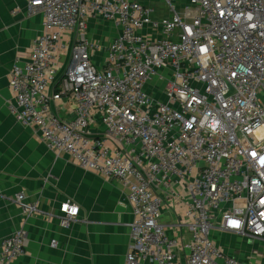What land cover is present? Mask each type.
Here are the masks:
<instances>
[{
	"label": "built area",
	"instance_id": "obj_1",
	"mask_svg": "<svg viewBox=\"0 0 264 264\" xmlns=\"http://www.w3.org/2000/svg\"><path fill=\"white\" fill-rule=\"evenodd\" d=\"M28 7L43 14V29L29 60L10 70V113L53 151L127 189L125 264H249L227 255L212 232L264 240V0ZM90 19L113 24L116 35L106 45L91 38ZM64 102L70 118L59 113ZM25 199L16 196L23 211H36ZM167 201L186 205L179 236L161 222ZM60 211L64 227L79 215L71 198ZM27 238L24 228L6 237L0 264L25 254ZM180 249H188L183 260Z\"/></svg>",
	"mask_w": 264,
	"mask_h": 264
},
{
	"label": "crops",
	"instance_id": "obj_2",
	"mask_svg": "<svg viewBox=\"0 0 264 264\" xmlns=\"http://www.w3.org/2000/svg\"><path fill=\"white\" fill-rule=\"evenodd\" d=\"M88 27H95V21L90 19ZM42 29L43 14H31L28 0H0V246L6 237L24 228L28 233L26 252L12 264H125L133 220L127 189L117 180L81 168L69 154L53 151L39 138L36 127L21 125L10 113V70L15 62L29 60L31 46ZM68 57L60 62L63 69ZM59 113L70 118V105L64 102ZM90 130L101 133L99 123ZM19 192L25 193L26 202L37 206L36 211H23L16 202ZM67 198L79 207V215L64 227L60 203ZM185 208L184 203L176 208L172 201L166 202L161 222L170 235H180L175 226ZM224 233L212 232L218 247L242 262L257 264L253 255L264 249L260 244L264 240L258 245L229 242ZM181 234L185 242L190 241L188 232L182 229ZM54 239L57 247L51 244ZM177 252L183 260L188 249Z\"/></svg>",
	"mask_w": 264,
	"mask_h": 264
},
{
	"label": "rangeland",
	"instance_id": "obj_3",
	"mask_svg": "<svg viewBox=\"0 0 264 264\" xmlns=\"http://www.w3.org/2000/svg\"><path fill=\"white\" fill-rule=\"evenodd\" d=\"M93 21H95V27L93 28H89L88 27V34L91 38L98 40L101 44L106 45L108 42H110V40L112 39V37L115 35L116 32V28L113 24L109 23V22H103L102 20L99 19H92ZM101 33V34H99ZM102 35V36H101ZM224 240L227 241H231V242H247L250 241L251 243H253L254 245H258L260 240L257 239H246V238H242L240 236H237L236 234H225L223 235ZM260 244L262 246H264V243L260 242ZM243 256V255H241ZM254 259L256 260L257 264H264V249L261 250V252L259 253H254ZM243 259V257L241 258Z\"/></svg>",
	"mask_w": 264,
	"mask_h": 264
}]
</instances>
